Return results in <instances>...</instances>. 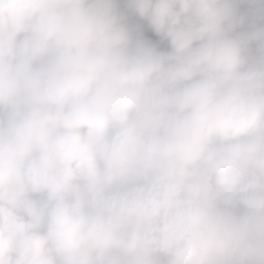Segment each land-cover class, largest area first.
<instances>
[{
  "label": "clouds",
  "instance_id": "obj_1",
  "mask_svg": "<svg viewBox=\"0 0 264 264\" xmlns=\"http://www.w3.org/2000/svg\"><path fill=\"white\" fill-rule=\"evenodd\" d=\"M0 264H264V0H0Z\"/></svg>",
  "mask_w": 264,
  "mask_h": 264
}]
</instances>
